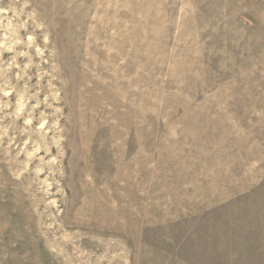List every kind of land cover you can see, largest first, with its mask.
I'll return each instance as SVG.
<instances>
[{
	"label": "rangeland",
	"instance_id": "rangeland-1",
	"mask_svg": "<svg viewBox=\"0 0 264 264\" xmlns=\"http://www.w3.org/2000/svg\"><path fill=\"white\" fill-rule=\"evenodd\" d=\"M0 264H264V0H0Z\"/></svg>",
	"mask_w": 264,
	"mask_h": 264
}]
</instances>
